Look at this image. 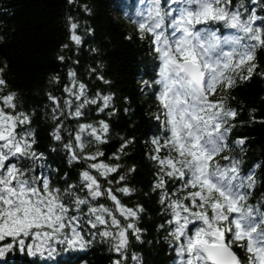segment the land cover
<instances>
[{"label":"snow or ice","instance_id":"obj_1","mask_svg":"<svg viewBox=\"0 0 264 264\" xmlns=\"http://www.w3.org/2000/svg\"><path fill=\"white\" fill-rule=\"evenodd\" d=\"M136 17L140 38H151L159 61L158 78L151 85L143 81L146 87L158 86L155 118L162 124L149 158L157 167L153 191L167 217V228H161L175 245L177 264H264V196L250 203L254 169L261 165L244 171L245 140H230L240 110L231 106L228 95L241 81L264 78L256 60L257 50L264 48V16L250 10L245 0H148ZM69 21L70 39L79 46L78 24L72 17ZM225 29L231 31L225 34ZM3 71L0 261L16 251L52 260L83 251L99 237L114 254L111 264H127L129 236L141 240L137 221L144 211L121 198L135 192L127 180L135 166L122 173L119 163L134 138L104 159L100 145L108 143L109 124L88 119L90 105L99 112L114 108L113 95L90 96L72 69L70 83L63 86L66 96L48 93L52 138L70 163L85 165L75 181L66 173L61 184L53 179L58 169L35 147L34 111L23 110L17 92L5 91ZM50 82L59 84V76ZM68 120L76 121L75 126Z\"/></svg>","mask_w":264,"mask_h":264},{"label":"trees","instance_id":"obj_2","mask_svg":"<svg viewBox=\"0 0 264 264\" xmlns=\"http://www.w3.org/2000/svg\"><path fill=\"white\" fill-rule=\"evenodd\" d=\"M139 2L0 0V68L8 85L5 91L17 92L23 110L34 111L31 127L36 132L35 147L46 154L53 169H58L53 172V179L61 184L66 173L75 181L85 165L70 163L61 143L52 138L54 123L46 115L51 106L48 93L65 97L63 86L70 83L68 72L72 69L79 81L87 85L90 96L113 95L114 108L99 112L95 105H90L88 119L109 124L108 143L100 145L104 159L117 152L124 140L134 138L119 163L123 166L122 173L135 166L136 171L127 175L128 184L135 192L121 198L130 207L142 205L144 211L137 221L142 229L141 240L129 236L127 264H177L175 245L171 238L166 239L167 217L159 203V193L153 191L157 167L149 153L153 151L152 139L162 135V124L155 118L159 113L154 94L158 86L146 87L143 81L151 85L158 78L159 61L151 50V38L141 39L138 24L128 16L130 8L137 7ZM245 4L250 10L255 8L257 15L264 16V0L259 4L245 0ZM69 17L78 24L76 33L82 37L79 46L70 39ZM59 55L66 59L60 61ZM256 60L264 70V48L257 50ZM57 75L60 83L50 82ZM100 76L104 79H99ZM228 95L231 106L240 110L230 140H245L242 146L244 171L261 165L254 169L256 189L250 201L254 203L264 196V78L254 75L249 81H241ZM109 111L113 115L109 116ZM66 124L74 127L76 121L68 120ZM236 152H240L239 147ZM112 178L118 177L113 175ZM162 224L165 228H161ZM83 251L69 255L68 263L61 255L44 260L16 251L6 256L14 261H0V264H111L115 258L108 243L99 237ZM133 254L138 260L131 259Z\"/></svg>","mask_w":264,"mask_h":264},{"label":"bare ground","instance_id":"obj_3","mask_svg":"<svg viewBox=\"0 0 264 264\" xmlns=\"http://www.w3.org/2000/svg\"><path fill=\"white\" fill-rule=\"evenodd\" d=\"M66 262H67V260H66ZM68 263V262H67Z\"/></svg>","mask_w":264,"mask_h":264}]
</instances>
